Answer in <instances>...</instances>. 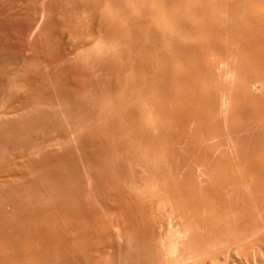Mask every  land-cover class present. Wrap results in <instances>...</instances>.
Wrapping results in <instances>:
<instances>
[{"label":"bare ground","instance_id":"6f19581e","mask_svg":"<svg viewBox=\"0 0 264 264\" xmlns=\"http://www.w3.org/2000/svg\"><path fill=\"white\" fill-rule=\"evenodd\" d=\"M77 1L80 2V0ZM96 1H93L94 5L92 6L93 2L91 0L89 8L86 7L89 13L84 10L81 12L82 16L80 14L81 18L76 16L77 19L74 18L75 15L79 16L77 7L76 11L70 9L69 6V9L66 8V13H69L68 10L75 12L74 15L71 11V14L66 16L67 20L72 14L73 17L71 18L74 21L81 19L77 21V25L75 24L79 26L77 29L73 25L76 22H73L72 19L73 24L70 23L71 25L65 26L66 24L63 23L65 27L57 20L61 25H59V29L61 30L63 27L66 29L67 27V30H64L68 31V35L75 40V43L77 41L79 44V41L84 42V40L89 42H85L84 45L79 44V47L82 46L84 50L82 48L79 51V49L76 50L78 46L75 47L77 52L84 51L82 53L85 54H79L75 66L69 65L68 58H65V54L61 51L64 47L61 40L57 41V38L52 40L51 38H54V36L49 35V39L52 41H47V45L44 42L46 46L43 53L45 55L41 51L40 54L38 52L42 46H38V49H36L37 45L34 46L35 49H32L34 48L32 47L33 57L29 56L31 59L23 68L24 72L20 74L21 76L19 75L20 77L13 83V86L10 85V88L16 86L20 89L19 91L22 90L23 93H28L29 96L27 98L17 96L13 92L15 88L7 90L5 95L8 100L7 103H4V106L6 107V104H8L7 108L13 110V114L14 108H23L30 114H27L28 119L25 117L22 127L20 124V126L16 123L14 125L15 120L10 121L13 125L4 121L5 125H9L8 127L1 122L4 128L0 130V137L2 138L0 139V143H2L0 189L6 193H11L10 191L14 188V185L19 187L33 181L30 184H32V192L36 196L44 198L45 195H50L55 200H59L58 202H63V204L59 203L61 206L53 207V202H51L53 206L46 204L47 210L44 214L30 215V221L27 220L30 225H27L29 226L27 232L32 234L29 242L14 237L16 235L14 226L15 234L10 236L13 237L12 241L0 240V264H77L78 258L75 254L82 257L83 259H81L85 264H89L84 259L87 260L89 254L94 256L97 253L94 252L93 255L92 251L94 250L90 251L87 249V245H83L90 242L89 244L92 245L90 246L93 247V243H100L98 245L101 246V243L105 240L109 242L107 231H109V224L112 226V223H108V218H106L107 220L104 218V214L111 211L107 208L109 206L113 207L112 210L115 213L113 217L117 215L114 220L116 218L120 219V229L130 237V241L129 239L128 241L132 243H128V245L133 250L136 246L140 249H143V246L144 249H149L155 257L156 264H159L162 255L168 256L169 264H177V262L180 264L179 260L181 259H179V256L189 253L192 250L190 248L195 249L194 254L197 253L196 249L198 250L196 255H199L205 248L204 253L202 251L200 255H206L209 248L212 249L218 244L220 249L216 248L217 246L215 250L214 248L213 250L209 249L213 252L211 254L208 250V253H210L208 256L213 255L215 262L216 260H225V262L221 261L222 264L233 262L232 259L235 257L234 255H238V251L249 253L253 248L254 251L255 248L264 249V130L257 126L259 123H264V0H105L106 3H102L106 5L103 10L107 6L113 9L112 13L109 12L108 7L104 10L105 13L107 11L110 13L107 16H105L106 14L102 15L103 5L97 2V5L101 4V7L97 6ZM70 2L72 3V0ZM114 8L116 9L114 10ZM84 12L87 13L85 16H83ZM86 15L89 16L86 18ZM58 16H61L58 19L63 17L60 13ZM83 17L86 19L82 20ZM78 28H82L83 31L82 29L78 31ZM58 31L54 32L57 34ZM60 34L59 37L63 38V33ZM87 35H89L90 40H86ZM70 41L72 44L74 43L72 40ZM41 54L45 58L47 57V61ZM81 56L86 58L80 59ZM75 60H71L73 65L76 62ZM78 60L86 61L81 64L78 63ZM85 62L95 67L93 72L102 69L107 70L109 74H115V79H112L115 81H111L112 83L104 81L106 83L99 89L97 85L101 83L100 78L108 75L107 73L106 75L102 74V76H99V80L96 78L94 87L89 79L96 72L92 73V70H89L91 74H88L86 69L91 67L84 65ZM151 62L152 64H150ZM79 64L81 65L79 66ZM82 65L83 67H81ZM36 66H39L38 69L44 68V71L42 70L44 73L38 74V69L35 73L36 69L34 67ZM233 77H236L237 79H234L240 83L235 80V84ZM97 81L100 83H97ZM242 81L243 83H241ZM238 84L239 87L236 86ZM53 88L59 89L60 93L65 88L71 90L69 92L75 96V98L72 97L77 101V108L74 107L77 111L74 114L75 116L72 115L73 110L66 109V103H63L64 96L58 94V92L57 94L54 93ZM255 88L258 89V92L254 91ZM66 91L69 94L68 89ZM2 92L4 91L2 90ZM3 98L2 101L0 100L2 103L6 101ZM20 98L21 101H18ZM12 99H17L16 101L19 103H14L16 101L13 102ZM9 100L12 101L8 102ZM72 101L70 100V102ZM228 102L232 103V107L227 106L225 109L226 104H229ZM34 106L35 108L38 106L39 110L37 109L38 111L34 112ZM68 107L72 106L68 105ZM0 109L5 110H0L1 112H6V108L1 106ZM9 109L7 111H10V114L12 112ZM68 110L72 113L69 114ZM1 112L0 115L3 114ZM226 117H229L228 119L234 122L232 124L236 125L233 127L234 130L231 127L233 132L229 130L232 133L230 135L236 134L233 135V139L235 140L237 137L236 140H239L237 145H241L242 148L240 150L236 147L235 152L241 151L239 153L241 155L239 156L237 152L235 155L238 156L235 159L232 158V155H229L231 158L228 162H224L228 159L227 157L223 158L224 155L226 156L223 152V157L222 154L219 156L225 160L221 162L222 158L217 161L212 157L213 155L219 158L215 156L216 153L218 154L216 149L214 148L215 153L212 152V155L208 149L209 144L220 146L218 144L219 139L217 140L221 134L219 127H223L221 121ZM228 119H226V122L229 121ZM8 120H11V118ZM78 128L79 131L83 130L82 133L87 132L84 133L86 134V137L84 136L85 140L84 137H82L83 139L78 138L81 135L77 131ZM225 129L228 131L227 127ZM226 130L225 135L229 132ZM223 132L221 135L224 136L225 132ZM18 133L22 134L23 139L28 143L27 146L25 145L26 147L20 148L18 144L19 147L14 145L15 143H10L16 140ZM76 133L80 134L77 135ZM19 137L21 139L20 135ZM56 140L62 142V145H59ZM71 140L72 142H79V145L75 144L77 142H70ZM81 140L83 141L82 146L80 145ZM222 140L220 141L221 146L225 147L222 143L225 139ZM21 141H19V144ZM52 141H55L61 147L69 142L67 144L69 146L65 145L66 147H64L62 153H60V149H57L60 154L45 151L49 148L46 149L48 143ZM65 141L67 142L65 143ZM92 145L95 148L93 153L89 151ZM59 146H54L55 150ZM213 146L210 147L213 148ZM86 147H90L87 149L89 151L87 153L90 154L85 151L84 154L83 150L81 151V148L85 150ZM16 149L18 150L17 154ZM218 150L220 151L219 148ZM30 154L36 155L32 156L35 159L38 157V160L33 161L34 158ZM103 160H105L104 164L106 166H113V170L119 178H117L119 181L115 178L116 185H114L115 182L113 183V178L109 179L110 181L113 179L111 185V182L103 177L105 181L110 182V184L104 183V185L107 184L105 187L109 189L107 199L112 200V202L110 200L105 201L110 202L111 205L103 202L107 206H103L105 213H103L102 208L101 210L94 209L91 213H88L89 210H86V208H82L85 216L79 215L80 210L78 211L77 207H79V201L81 202V200H76L80 196L75 195V193L79 195L84 193L83 199L85 200V195L91 192H88L84 186L88 178L92 174L94 176L101 175L100 172H94L96 174L92 173L87 178V174L93 169L95 170L96 167L104 170L106 166H100V162ZM119 161L122 164H124L122 162L124 161L128 165L119 164ZM122 166L126 167V170L128 166V170L133 169V171L142 168L144 170H141L145 171L147 177L141 175L144 178L142 180V177L139 176L141 172L139 174L138 171L131 173L128 170H125V172L132 175L128 176L127 173L124 175ZM110 168L112 169V167L107 169L112 172ZM40 173L42 177L45 175L46 179L44 180L50 179L51 182L45 185L42 184L43 180ZM125 176H128L130 180L128 181ZM37 177L41 178L42 182H39L40 179L39 181L33 180ZM85 178L87 180L83 183ZM91 178L89 179L91 180ZM94 178H92V181L95 182ZM101 178L97 179L98 183L103 180ZM92 181L91 183L94 184ZM95 184L92 185L93 190L97 187H95ZM101 184L100 188L106 190L103 188L104 185ZM122 184L126 185L127 190L125 187V189L123 188ZM27 187L29 188V186ZM57 187L64 188H59V191L62 190L63 192L62 195L58 193ZM74 188L77 191L73 192ZM23 189L21 190L26 191V189ZM104 190H102V193ZM97 191L95 190L94 194L90 193L93 199H96L94 195L100 197L101 193L99 191L97 193ZM4 193L2 194L4 195ZM20 196L23 197V195ZM86 198H89V195ZM73 199L76 204L70 202ZM228 199L231 200L232 206L230 201V204L226 203ZM23 200L25 199L23 198ZM98 200L99 198H97V202L95 201L96 208L100 206L97 205ZM6 202L9 204L8 201ZM87 202L88 205L92 204L89 199ZM224 202L226 206H231V210L228 209L229 207H225L228 211H232L234 208L233 210L240 212L237 215L235 213L236 218L238 217L237 221L234 216L231 217L232 219L230 218L231 221L229 218V220H226L227 224L235 221V227L237 228H233V230L228 226L227 231L221 232L217 217L225 218L224 212H228L224 209ZM74 205H76V208ZM83 205L85 206L84 203ZM83 205L80 208L84 207ZM17 206L19 207V203ZM100 207H102V203ZM14 208L16 209L15 205ZM74 209L77 210L78 217H75ZM41 210L43 209L41 208ZM85 210L92 217L94 224L91 222V218V221L89 219L84 220V217L86 218V215H88ZM198 214H203L206 217L203 218L205 220H202L203 223L200 222L201 226L197 225L200 224L197 221L200 220V217L195 216ZM228 215L230 216V214ZM194 216L196 217L194 218L195 221L190 219ZM203 216H201V219ZM87 218H89V215ZM110 219L112 218L109 216ZM188 219H190V222H188ZM114 220L113 224L116 223ZM191 220L198 223H191ZM216 220H218L217 223ZM49 221L50 224L52 221H59L64 226L57 222L61 229L56 228V226L50 227L48 226ZM227 224L225 225L227 226ZM220 225L223 226L224 224L221 223ZM111 226L109 227L112 229ZM160 226H163L162 229L164 230V227H166V233L171 234L172 237L164 233L167 236L163 235L165 238H161L160 235L165 231ZM25 227L23 226L24 231H26ZM11 228V233H13ZM159 228V231L162 230L161 234H159ZM229 229L233 231H229ZM207 234L208 236H206ZM187 235L190 238L188 237L186 240H192L189 243L190 245L188 244L189 247L180 242L182 236L187 238ZM24 236L26 237V235ZM182 239L185 240V238ZM219 239L224 241H218V244H216L215 242ZM105 245L109 246L106 242ZM207 245H210V247H207ZM90 246L88 245V248ZM100 246H98V251L101 249ZM102 246L104 245L102 244ZM184 246H187L190 250L188 249L185 252ZM47 247L50 248L51 252L47 250ZM31 248H38L39 253L35 251L37 253L35 256H24L23 253L27 250L26 254H28V249L31 251ZM43 248H46L47 253L51 254L47 256L45 254L46 250L44 251ZM133 250L131 249V251ZM150 251L149 256L152 255ZM146 252L147 250L144 254ZM236 252L237 254H235ZM103 253L102 255H104ZM248 253L245 255L247 256ZM140 254L141 257L144 256L143 252H140ZM190 254L193 255V253ZM102 255L100 256L102 257ZM101 257L99 258L101 259ZM104 257H102V260ZM205 257L202 258V260L204 259L203 262L206 260ZM73 258L76 262H73ZM90 259V263L95 260V258ZM96 260H99L98 257ZM100 261L98 264H100ZM143 261L145 260L143 259ZM143 261L139 260V263ZM94 262L96 263V261ZM213 262L212 264H214ZM142 264H148V261ZM209 264L211 263L209 262Z\"/></svg>","mask_w":264,"mask_h":264},{"label":"rangeland","instance_id":"374dc122","mask_svg":"<svg viewBox=\"0 0 264 264\" xmlns=\"http://www.w3.org/2000/svg\"><path fill=\"white\" fill-rule=\"evenodd\" d=\"M66 1V2H65ZM71 1V0H70ZM69 0H0V84H1V86H0V88H1V90H0V92H1V96H2V98H3V96H4V98H5V100L6 101H3V103L2 102H0V108H1V106L2 107H4V108H6V112L5 113H7V114H5L4 112H1V111H3V110H1L0 112L1 113H3V114H5V115H3V114H1L0 115V128H1V125H2V128L0 129V130H2L4 127H3V124L2 123H4V121H6V123L7 124H9V122L10 121H14L15 120V122H13V124L15 125V123H16V125H21V127H22V124L25 122V117H27V119H28V115L27 114H30V113H28L25 109H23V108H14V114H13V110H11V109H9V108H7L8 107V104H6V107L4 106V103L6 102L7 103V98L5 97V95L7 94V90H13L14 88L16 89H14L13 90V92H14V94H16L17 96H19V97H22V98H27L28 96H29V94L28 93H23V91H22V93H21V91H19L20 89H18V88H16V86L14 87V88H10V85H12L13 86V83L18 79V77H20L21 75V73H23L24 72V69L23 68H25L26 66V63L28 62V60H30L31 58L30 57H33V50H31V48L32 47H34L35 45H37L36 46V49H38V46L40 47V46H42V47H40V50H38V52H39V54H40V51L43 53V50H44V47L47 45L46 43H47V41H49L50 39H49V35H51L52 37L54 36V38H51L52 40L53 39H56L57 41H59V40H61V42H62V46H64L63 47V49H61V51L63 52V54H65L64 56H65V58H68V60H67V62L69 61V65H72V67L73 66H75V64L77 63V59H79L78 58V56H80L81 54L80 53H82V52H84V51H82V52H79V51H81L82 50V46L81 47H79V44L81 45V44H83L84 45V43L86 42V43H89L88 41H85L84 40V42H80L79 41V44H78V42L76 41V43L74 42L75 40H73V39H71V37L68 35V31H65V30H67V27H66V29L64 28L65 26H67V25H69L70 23L71 24H73V22H76V23H74L73 25H77V21H79V20H81L80 18H81V16H82V14H81V12H83L84 10H86L87 8H89V5H91V0H80V2H78L77 0H72V3L70 2ZM86 1V2H85ZM95 2V0H92V2ZM100 0H97L96 1V5H97V2L98 3H103V2H105L106 3V1L105 0H101L100 2H99ZM26 2H27V4H26ZM33 2V3H32ZM68 2V3H67ZM84 2H85V4H84ZM94 2L92 3V6L94 5ZM77 3V4H76ZM57 4V5H56ZM84 4V5H83ZM100 4V5H101ZM7 5V6H6ZM78 5V6H77ZM99 5V4H98ZM97 5V6H98ZM99 5V6H100ZM103 6H102V10H103V8H104V6H106L105 4H102ZM52 6V7H51ZM68 6H69V8L71 9H74V11H76V7H77V14L79 13V16L78 15H75V12L73 13V11L71 12L70 10H68L67 12H69V13H66V11L65 10H67L66 8H68ZM51 7V8H50ZM54 7V8H53ZM63 7V8H62ZM87 7V8H86ZM101 7V6H100ZM108 7V10H110L109 12H111L112 13V10L113 9H111L112 7H109V6H107ZM106 7V8H107ZM114 7V6H113ZM65 8V9H64ZM68 8V9H69ZM105 8V9H106ZM43 9V11H41ZM50 9V10H49ZM54 9V10H53ZM56 9V10H55ZM62 9V10H61ZM64 9V10H63ZM104 9V10H105ZM116 8H114V10H115ZM39 10V11H38ZM52 10V12H50ZM104 10H103V12H104ZM62 11V12H61ZM65 11V12H64ZM63 16V12L65 13L64 14V16L61 18L62 19V21H60L61 19L59 18L58 19V17H61V16H58V14L59 13ZM73 13L74 15H75V17L74 18H76V16H77V18L78 17H80L79 18V20H73L71 17H73V14H72V16L70 15V18L67 20L66 19V16H69L68 14H71V13ZM86 12H88V10H86ZM102 12V15H104V14H106L105 16H107V15H110V13L107 11V13H103ZM115 12V11H114ZM47 14V16H46V14ZM58 13V14H57ZM89 13V12H88ZM33 14V15H32ZM45 14V15H44ZM48 14H49V16H48ZM57 14V15H56ZM80 14H81V16H80ZM85 14H87V13H85L84 12V15L83 16H85ZM52 16V17H51ZM56 16V17H55ZM89 15H86V18L88 17ZM34 17V18H33ZM54 17V18H53ZM64 17H65V19H64ZM32 18V19H31ZM46 18V19H45ZM76 18V19H77ZM85 18V19H86ZM45 19V20H44ZM66 20L67 22H65L64 20ZM71 19H72V21H71ZM84 19V17L82 18V20H85ZM31 21L30 23L28 22V21ZM62 24V26H64L65 24V26L63 27V29H59V23H58V21ZM27 21V22H26ZM48 22V23H47ZM57 22V23H56ZM63 23H64V25H63ZM30 25V26H28V25ZM58 24V25H57ZM70 24V25H71ZM43 25H46V26H43ZM54 27H53V26ZM75 25V26H76ZM24 26H25V28H24ZM26 26H28L27 28H26ZM50 26V27H49ZM52 26V27H51ZM61 26V25H60ZM32 27V28H31ZM77 27H79V26H76L75 28L77 29ZM43 28V29H42ZM60 28H62V27H60ZM54 29V30H53ZM65 29V30H64ZM79 29V28H78ZM80 29H82V28H80ZM80 29L78 30V31H80ZM45 30V31H44ZM47 30V31H46ZM57 30H59L58 31V35L54 32V31H56L57 32ZM65 31V32H63V31ZM82 31H83V29H82ZM62 32L63 34H62V37L63 38H60L61 37V34L60 33ZM67 32V33H66ZM43 33H44V35H43ZM49 33V34H48ZM51 33V34H50ZM53 33V34H52ZM54 33H55V35H54ZM22 34V35H21ZM24 34V35H23ZM46 34H48L47 36H46ZM59 34H60V37H59ZM37 36V37H36ZM65 36V37H64ZM46 37V38H45ZM47 37H48V40H47ZM87 37H88V39H87ZM37 38V39H36ZM60 38V39H59ZM86 40H90L89 39V35H87L86 37ZM45 39H46V41H45ZM39 40H40V43H41V45H40V43H39ZM43 40V41H42ZM52 40H50V42L52 41ZM70 40H72L74 43V45L72 44V42L70 41ZM91 40H92V38H91ZM21 42V43H20ZM35 42V43H34ZM44 42H45V44L46 45H44ZM9 43H10V45H9ZM13 44V45H12ZM39 44V45H38ZM72 44V45H71ZM77 44V45H76ZM24 46V47H23ZM73 46H74V49L72 50V48H73ZM76 46H78V47H76ZM14 47V48H13ZM77 49H76V48ZM20 48H21V50H20ZM71 48V49H70ZM81 48V49H80ZM32 49H35V47L34 48H32ZM42 49V50H41ZM78 50L79 49V53L76 51V50ZM13 50V51H12ZM64 50V51H63ZM75 50V51H74ZM83 50H84V48H83ZM5 51V52H4ZM70 51H71V53H70ZM65 52V53H64ZM68 53H70L69 55H68ZM44 54V53H43ZM43 54H41V56L45 59V61H47V57L45 58L44 57V55ZM80 54V55H79ZM76 55H77V57H76ZM82 55H85V54H83L82 53ZM2 56V57H1ZM30 56V57H29ZM67 56V57H66ZM69 56V57H68ZM10 58V59H9ZM81 58H86L85 56L84 57H80V59ZM76 59V60H75ZM71 60H75L76 62H74V65H73V61L71 62ZM83 60V59H82ZM81 60H78V63H83L84 61H86V60H84V61H81ZM150 62V61H149ZM72 63V64H71ZM86 63V64H85ZM84 63V65H87V66H90L91 68H93V69H91V68H88L87 67V71L84 69V68H82L83 70H85L88 74L90 73V71L89 70H92L91 72L92 73H95V72H93L95 69V67H92L88 62H85ZM81 64H79V66L81 65ZM150 64H152V62L150 63ZM78 65V64H77ZM76 65V66H77ZM11 66H12V68H11ZM7 67V68H6ZM39 67V66H38ZM38 67L36 66V67H34V69H36V71H34L35 73H37V69H38ZM41 67V66H40ZM81 67H83V65L81 66ZM4 68V69H3ZM19 68V69H18ZM43 68V67H42ZM23 69V70H22ZM42 70L44 71V68L43 69H41V68H39L38 69V71H39V73L38 74H41V72H42ZM97 70V69H96ZM101 70V71H100ZM99 71H97L95 74H92L93 75V77L92 76H90V75H88L89 77H92L91 79H89L90 80V83L95 87V85L96 84H94V83H96L95 81H96V78H98L97 80H99V76H102V74H104V75H106V73H107V70H102V69H100ZM42 73H44V72H42ZM101 73V74H100ZM91 74V73H90ZM98 75V74H100V75H98L97 77L95 76V75ZM108 75H106L105 77L103 76L102 78H100L101 80V83L102 82H104V81H106L107 83H110L111 81H115V80H112V79H115V74H112V73H107ZM20 75V76H19ZM104 78V79H103ZM234 78H236V77H233L232 79H234ZM3 79H5V80H3ZM231 79V80H232ZM237 79V78H236ZM236 79H234V83L236 84V81H238V80H236ZM10 80V81H9ZM103 80V81H102ZM236 80V81H235ZM240 80V79H239ZM243 80V79H242ZM233 81V80H232ZM232 81H231V83H232ZM241 81V80H240ZM2 82H4V83H2ZM106 82H104V83H100V82H98L97 81V83H100V85L98 84L97 86H98V88L100 89L101 87H103L104 86V84L106 83ZM112 83V82H111ZM234 83H232L233 84V86H235L234 85ZM237 83H240L239 81L237 82ZM241 83H243V81L241 82ZM5 84V85H4ZM4 85V86H3ZM241 85V84H240ZM2 86H3V88H2ZM5 86H7V87H5ZM236 86H238L239 87V84L238 85H236ZM68 87V86H67ZM234 88H237V87H234ZM68 89V92L70 91L71 92V90H69V88H65V90L63 91V90H61V93L59 92L60 90L59 89H57V88H53V90L55 91H53L54 93H56L57 94V92H58V94L60 93V94H62V96H64L63 98L65 99V100H63L64 102V104L67 106V108L66 109H69L70 111L71 110H73L71 113H72V115L73 116H75L74 114L77 112L76 111V108H77V101H76V99H73V97L75 98V96L74 95H72V93H70L69 92V94L67 93V90ZM2 90L4 91V92H2ZM63 91V92H62ZM66 91V92H65ZM254 91L255 92H258V89L257 88H255L254 89ZM22 94H23V96H22ZM0 96V97H1ZM8 96V95H7ZM73 96V97H72ZM66 97V98H65ZM70 98V97H72V98H70V99H68V98ZM2 98L0 99L1 101H2ZM4 98H3V100H4ZM13 100V102L14 101H16L17 99H12ZM12 100H9L8 102H11ZM70 100L72 101V102H70ZM18 101H21V98L18 100ZM18 101H16V102H14V103H17ZM69 101V102H68ZM62 102V101H61ZM61 102H59V103H61ZM67 102H68V105H70V106H72V107H68V105H67ZM19 103V102H18ZM69 103H71V104H69ZM229 103V102H228ZM232 105V103H229L228 105L226 104V106H225V109H226V107L227 106H231ZM74 107H76V108H74ZM232 107V106H231ZM7 109H9V110H11V112L12 113H10L9 114V112L10 111H7ZM39 110V107L38 106H36V108H35V106L33 107V110H34V112L36 111V110ZM228 109V108H227ZM229 109H230V107H229ZM37 110V111H38ZM68 110V111H69ZM5 111V110H4ZM70 111H69V114H71L70 113ZM7 115V116H6ZM11 115H13V116H11ZM29 116H31V115H29ZM9 118H11V120H8ZM30 118V117H29ZM229 118V117H228ZM227 117H226V119H228ZM7 119V120H6ZM13 119V120H12ZM26 119V120H27ZM226 119H223V121H225V122H223V121H221V125H223V127L222 126H220L219 127V129H220V133L222 134V132L224 131L225 132V128L227 127L228 128V131L230 130V131H232L233 132V130L235 129V128H233V127H235L232 123H234V122H231L229 119V121L228 122H226L227 120ZM3 120V121H2ZM2 122V123H1ZM223 122V123H222ZM18 123V124H17ZM226 123H227V125H226ZM5 125V123H4V126H9V125ZM11 122H10V125H13ZM19 125V126H20ZM231 125V126H230ZM260 125V126H259ZM259 125H257L258 126V128L260 127L262 130H264L263 129V125H264V123H259ZM25 126V125H24ZM23 126V127H24ZM224 126H226L225 128H224ZM230 126V127H229ZM6 127V128H7ZM233 128V130H232V128ZM81 128V127H80ZM84 128V127H83ZM88 128V127H87ZM260 129V130H261ZM86 130V128L84 129V131ZM77 131H79V128H78V130ZM81 131H83V130H81ZM81 131H79L80 133H81V135H79L78 133H76L77 135H79V137L78 138H81V139H83L82 137H86V134H84V133H87V132H84V133H82ZM227 131V130H226ZM227 131V132H228ZM228 132L227 133V135H225L226 134V132L224 133V136L223 135H219V137H222V138H224L223 140H224V142H222L223 144H224V146L226 147V150H225V147H223V146H221V140L222 139H220L219 137L217 138V140L219 139V145L220 146H218V145H214L213 146V144H209L210 146H213V148L212 147H210L209 146V152H211V155H212V152L213 153H215V150H214V148L216 149V152H218V154L216 153V155L215 156H218L219 158H217V157H214L213 155H212V157L216 160L217 159V161H218V159H220V158H222L223 157V155L224 154H226V156L224 155V157L223 158H225V157H227V159L228 160H225V159H223L222 158V160H221V162L222 161H224V162H228L229 161V159L231 158V157H229V155H232V158L234 157V159H235V157H237L238 155L240 156L241 154H239V153H241V151L240 152H238V155H235V154H237V152H235L236 150H237V148L236 147H238L240 150H241V148L242 147H240V146H238L237 145V141L239 142V140H236V138H235V140L233 139V135L235 136L236 134H233V135H230V133L231 132ZM2 132V131H1ZM232 134V133H231ZM1 135V134H0ZM19 135L21 136V139H20V137H19ZM230 137H232V138H230ZM81 136V137H80ZM228 136V137H227ZM85 137H84V140H85ZM0 139H2L1 137H0ZM16 140H14L13 142H10V143H15L14 145H19L20 146V148L21 147H24L25 145L27 146L28 145V143L26 142V140L25 139H23V136H22V134H20V133H18V136L15 138ZM20 139V140H19ZM23 139V140H22ZM229 141H228V140ZM232 139V140H231ZM22 140V141H21ZM222 140V141H223ZM19 141H21L20 142V144H19ZM57 141V140H56ZM79 141H80V139H79ZM82 141V140H81ZM228 141V142H227ZM0 142H1V140H0ZM6 142V141H5ZM53 142V143H52ZM51 143H48V146H47V144L44 146V150H45V147H46V149L47 150H45V151H48V152H51V151H53L54 153H59L60 151L58 150V152H57V149H60L61 150V152L60 153H62V151L64 150V147H66L65 145H67V144H64L63 146L64 147H61V146H59V145H62L61 143L62 142H60L59 140L57 141V143L59 144H56V142L55 141H52ZM64 142V141H63ZM67 141H65V143H66ZM70 142H72V140L70 141ZM74 142H77V141H74ZM74 142H72V143H74ZM218 142V141H217ZM27 143V144H26ZM55 143V144H54ZM72 143H71V145H72ZM83 141L80 143V145L82 146L83 144ZM240 143H242V141H240ZM75 144H78L79 145V142H77V143H75ZM226 144V145H225ZM17 145V146H18ZM59 146V148L57 147L56 148V150H55V148H54V146ZM90 145V144H89ZM18 146V147H19ZM25 146V147H26ZM69 145H67V147H68ZM86 146H88V145H86ZM0 153H2V143H0ZM61 147V148H60ZM92 147H93V145H92ZM91 147V148H92ZM54 148V149H53ZM90 147H86L85 148V150L83 149V148H81V151L83 150V152L85 151L86 153L87 152H89V151H92V153H93V151H95V148L92 150L91 148L89 149ZM218 148L220 149V151L218 150ZM66 149V148H65ZM87 149H89V151H87ZM238 149V150H239ZM17 149H16V154H17ZM85 152H84V154H85ZM223 152H225L224 154H223ZM227 152H228V154H227ZM59 153V154H60ZM234 153V154H233ZM19 154V153H18ZM87 154H90V153H87ZM222 154V155H221ZM33 155V154H32ZM31 154H30V156L31 157H33V156H36V155H33L32 156ZM219 155H221V156H219ZM233 155H235V156H233ZM0 156H1V154H0ZM33 158H34V160H33ZM32 159H30L31 161L33 160V161H37L38 160V157H37V159H35V157H33ZM104 161V162H103ZM103 161H101L100 163L102 164H100V166H102V167H105L106 165L104 164L105 163V160H103ZM233 161V160H232ZM124 164H122L120 161H119V164L121 163L122 165H124L125 166V164L126 165H128L126 162H124V161H122ZM103 164H104V166H103ZM107 164V163H106ZM108 165V164H107ZM124 166H122V168L124 169L123 170V172L125 173L124 175H126V173L127 172H125V170H126V167H124ZM109 167H112V172L110 171V170H108L109 169ZM109 167L108 166H106L105 168H104V170H102L103 168H100L99 167V169L96 167L95 168V170L93 169L90 173H88L87 175V178L89 177V175L90 174H92V173H94V172H100L101 173V175L98 177L97 175H90V177L89 178H91L92 176V178H94V177H96V178H94L96 181V184H95V182L94 181H92V178H91V180L88 178V180H87V178H85L84 179V182L83 183H85L86 182V180H87V182L85 183V188H87V190H88V192L89 191H91V192H89V193H87V195H85V200L83 199V196H84V193H83V195H79V194H76L75 193V195H77V196H80V197H82L81 199H78V198H80V197H78L76 200L78 201V200H81V202L79 201V207H77V209H78V211H79V215H82V216H85L84 215V212L82 211L83 209H85L86 208V210H89V211H87L88 213H91L94 209H99V210H101V208L103 209L106 205H104L105 203L107 204H109L110 202H112V200H110V202H107V201H105V200H108L107 199V197L109 196V189L107 188L106 189V187H105V185H107V184H110V182H111V185H112V180L114 179V181H113V183L115 182V178H116V180H117V175L115 174V172H114V170H113V166H110L109 165ZM121 167V166H120ZM108 168V169H107ZM127 168L129 169V167L127 166ZM107 169V171L109 172H105V170ZM127 169V170H128ZM131 169V168H130ZM142 169V168H141ZM140 168H138V169H136V170H134V171H138V174H139V172H141V174L139 175V176H145V178L147 177L146 176V174H145V171H142V170H144V169H142L141 170ZM126 170V171H127ZM141 170V171H140ZM128 171H130L131 173H134V171H133V169L132 170H128ZM133 171V172H132ZM108 173V174H107ZM143 173V174H142ZM94 174H96V173H94ZM109 174H111V175H109ZM136 174V173H135ZM42 174L40 173V176H41ZM127 175L128 176H131L132 174H129V173H127ZM134 175V174H133ZM39 176V177H40ZM44 177H42L41 176V178H42V180H43V182L45 181V183H43L42 181H41V178H35V179H33L34 181L36 180H38L39 181V179H40V181L39 182H42V184H48V183H50L51 181H50V179H47V180H49L48 182H46L47 180H44V179H46V177H45V175H43ZM109 176H111V177H109ZM126 177L127 178V180L129 181L130 179H129V177ZM135 176V175H134ZM134 176H132L133 178H134ZM138 175H137V177L138 178H140ZM141 176V177H142ZM86 177V176H85ZM98 177V178H97ZM102 177V178H101ZM103 177H105V179H107L108 181H110L109 179H111V178H113L109 183H108V181L106 180L105 181V179L103 178ZM132 177H130V178H132ZM142 177V180H144V178ZM101 178V180L103 181H101L102 182V184L104 185V183H107V184H105L104 186H103V188H105L106 190H104V189H101L100 188V184H101V182H97V179H100ZM126 178H124V179H126ZM93 179V180H94ZM119 179V178H118ZM91 181L95 184V190L97 191H99L100 189V191H99V193H101L99 196L100 197H98V195H97V197H96V195H94V198H96V199H93L92 198V194H94V192H95V190H93V186L92 185H94V184H92L91 183ZM99 181V180H98ZM117 181H119V180H117ZM127 181V182H128ZM33 181H31V182H28L27 184H23V185H21V186H19L21 189H23L24 187V189L23 190H25L26 189V191H22L17 185H14L13 187L14 188H12V190L10 191L11 193H6L5 191H3L2 189H0V230H1V236H0V240L2 239V240H6V241H12L11 239H13V237H10V236H12L13 234H15V232H14V230H13V227H14V229L16 230V235H14V237H19L21 240H23V241H25V242H29L30 241V238H31V236L30 235H32V234H29L27 231L29 230V223H27V222H29L30 221V218H31V216L30 215H35V214H39V215H42V214H44L45 212H46V210H47V208H46V206L47 205H51V206H53V207H59V206H61L60 204H63V202H58L57 201V199L55 200L54 198H53V196H48V195H45V197L44 198H42V197H40L39 198V196H36L35 195V193L34 192H32V184H30V183H32ZM120 183V182H119ZM92 184V185H91ZM101 184V185H102ZM117 183L115 182L114 183V185H116ZM121 184V183H120ZM114 185H113V187H114ZM119 185V184H118ZM117 185V186H118ZM123 185V184H122ZM121 185V186H122ZM27 186H29V188L27 187ZM16 187V188H15ZM92 187V188H91ZM102 187V186H101ZM108 187V186H107ZM116 187V186H115ZM126 188V190H127V187H126V185H123V188ZM29 190H28V189ZM60 189H64L63 187H59ZM59 188L57 187V189H58V193L60 194V195H62L63 194V192H62V190H61V192L59 191ZM85 188H84V190H85ZM99 188V189H98ZM119 188V187H118ZM124 188V189H125ZM19 189V190H18ZM75 190H73V192L74 191H77V189L76 188H74ZM31 190V191H30ZM92 190L94 191L93 193H92ZM102 190H104L103 191V193H102ZM18 193H17V192ZM28 191V192H27ZM64 191V190H63ZM98 191H97V193H98ZM5 192V193H4ZM21 192V193H20ZM28 193V194H25V193ZM65 192V191H64ZM2 193H4V195L2 194ZM23 193V194H22ZM34 193V194H33ZM86 193V192H85ZM90 193H92V194H90ZM96 193V194H97ZM6 194V195H5ZM30 194H31V196H30ZM82 194V193H81ZM20 195H23V197H21ZM75 195H74V197H75ZM88 195H89V198H86V197H88ZM6 196H8V197H10L9 199H7L6 198ZM28 196V197H27ZM29 196H30V198H29ZM26 197V198H25ZM33 197V198H32ZM35 197V198H34ZM48 197V198H47ZM51 197V199H49ZM17 200H16V199ZM19 198V199H18ZM23 198L25 199V200H23ZM38 198V199H37ZM46 198V199H45ZM52 198H53V200H52ZM91 198H92V200H91ZM97 198H99V200H98V203H97V205H100L101 206V203H102V207H100V206H98V208H96L97 206H96V204H95V201L97 202ZM110 198V197H109ZM2 199V200H1ZM4 199V200H3ZM7 199V200H6ZM11 199H15V200H11ZM26 199H28V200H26ZM48 199V201H46ZM83 199V200H82ZM89 199L90 201H92V204H90V205H88V202H87V200ZM10 200V201H9ZM21 201V203H22V205H20L21 203H20V201ZM40 200V201H39ZM43 200H45V201H43ZM52 200V201H51ZM108 200V201H109ZM6 201H8L9 202V204L6 202ZM25 201H27V202H25ZM32 201V202H31ZM34 201V202H33ZM50 201V202H49ZM55 201H57V202H55ZM82 201H85V202H83L84 204H85V206L83 205V203H82ZM229 201H230V203H229ZM2 202H4V203H2ZM13 202V203H12ZM24 202V203H23ZM41 202V203H40ZM51 202H53V205H52V203ZM54 202H55V204H54ZM70 202H74L75 204H76V201H74V199L73 200H71ZM103 202H104V204H103ZM19 203V207L17 206V204ZM26 203H27V205H26ZM40 205H39V204ZM51 203V204H50ZM60 203V204H59ZM74 203H72V204H74ZM87 203V204H86ZM91 203V202H90ZM226 203H229L231 206H232V202H231V200L230 199H228V201L226 200ZM226 203L224 202V209L225 210H227L228 211V209H230L231 208V206L230 205H227L226 206ZM3 204V205H2ZM7 204V205H6ZM25 206H24V205ZM42 204H43V206H42ZM45 204V205H44ZM47 204V205H46ZM57 204H59L58 206H57ZM11 205V206H10ZM14 205H15V207H16V209L14 208ZM29 205H31V206H29ZM81 205H83L84 207H81L80 208V206ZM86 205H88L87 207H86ZM92 205V206H91ZM109 205H111V203L109 204ZM108 205V206H109ZM113 205V204H112ZM24 206V207H23ZM27 206H28V208H27ZM75 206V208H76V205H74ZM104 206V207H103ZM2 207V208H1ZM11 207H13L12 209H11ZM26 207V208H25ZM30 207V208H29ZM34 207V208H33ZM45 207V208H44ZM107 207V206H106ZM225 207H229L228 209H226ZM6 208V209H5ZM10 208V209H9ZM39 208V209H38ZM41 208L43 209V210H45L44 212H43V210H41ZM74 208V207H73ZM83 208V209H82ZM108 208V210H110L111 209V211H109L107 214L110 216V218H112V219H110L109 220V216L107 215V214H104L105 216H104V218L106 219V218H108V220L107 221H109L108 223H112V226H111V224H109V226H111L112 227V229L108 226V228H109V231H107V237L108 238H110V239H108L107 238V240L110 242H107L106 240H105V242H106V244L108 243V245L109 246H107V245H105V242H103V243H101V246H102V244L104 245V246H100V245H98V244H100V243H98V244H96V243H93V247H91L92 245L91 244H86L85 242H81V243H85L83 246H85V245H87L86 247H87V249H89L90 251L91 250H94V251H92V254L94 255L95 253H97V254H95L94 256H91L90 254H89V258H87V260L86 259H84L85 260V262L87 263V261L89 262V264H98V262L100 261V264H104V262H105V264H135V262H136V264L138 263V264H142V263H147V261H148V264L149 263H151L152 264V262H153V264H156L155 263V257H153V254L151 253V251L149 250V249H144L145 247L143 246L142 248L143 249H140L138 246H136V247H134V250L136 251H134L133 250V248L130 246V245H128V243L130 244V243H132V242H129L130 241V237L127 235V234H125L121 229H120V227H119V222H120V219H115L114 220V218L117 216H114L113 217V215L115 214L114 213V211L112 210L113 209V207H111V206H109V207H107ZM3 209V210H2ZM9 209V210H8ZM15 211H14V210ZM20 209V210H19ZM25 209H26V211H25ZM27 209H28V211H27ZM38 209V210H37ZM106 209V208H105ZM234 209V208H233ZM232 209V211H228V212H224V216H225V218L223 217H217L218 218V220H219V228H221L220 229V231L221 232H224L226 229H228L229 227L228 226H230V228H237V227H235L236 226V222L234 221V222H231L230 224L232 225V224H234V225H232V227H231V225L230 224H227L226 222V220L229 218H231L232 216H234V218H236V216H235V213H236V215H237V213L238 212H240V211H237V210H233ZM86 210H85V213H87L86 212ZM104 210V209H103ZM3 211V212H2ZM6 211V212H5ZM33 211H34V213H33ZM36 211V212H35ZM39 213H38V212ZM76 211V212H75ZM107 211V210H106ZM235 211V212H234ZM237 211V212H236ZM11 214H10V213ZM31 212H32V214H31ZM82 212H83V214H82ZM232 212V213H231ZM25 213V214H24ZM81 213V214H80ZM87 213V214H88ZM102 213V212H101ZM103 213H105V210L103 211ZM103 213H102V215H103ZM234 213V214H233ZM77 214V210L76 209H74V215H75V217L77 216H79ZM112 216H111V215ZM228 214H230V216L228 215ZM6 215V216H5ZM13 215V216H12ZM89 215V218H87V216ZM88 215H86V218L84 217V220L86 219H89L90 220V218H91V220H92V217H90V214H88ZM199 215V214H198ZM198 215H195L196 217H200V220L198 219L197 221L200 223H203L202 222V220L203 221H205L203 218H206L205 216H203V214H200L199 216ZM239 215H241V214H239ZM238 215V216H239ZM242 215H243V212H242ZM108 216V217H107ZM193 217V218H191L190 217V219H194V218H196V217ZM201 216H203L202 217V219H201ZM228 216V217H227ZM6 217H10V218H6ZM28 217V218H27ZM30 217V218H29ZM248 217V216H247ZM220 218V219H219ZM233 218V217H232ZM231 218V219H232ZM238 218V217H237ZM237 218L235 219L236 221H237ZM250 218V217H249ZM13 219V220H12ZM190 219H188L189 221L188 222H190ZM223 219V220H222ZM228 219V220H229ZM231 219H230V221H231ZM1 220H2V222H1ZM23 220V221H22ZM27 220H29V221H27ZM85 220V221H86ZM88 220V221H89ZM90 220V221H91ZM113 220L114 221H116V223H114L113 224ZM196 219H194V221H195ZM218 220H216V223H217V221ZM8 221V222H7ZM89 221V222H90ZM193 220H191V223L193 222L194 224H197L196 222H194ZM221 221V222H220ZM233 221V220H232ZM16 222H17V224H16ZM25 222H26V224H25ZM56 222V221H55ZM55 222H51V224H50V221L48 222L49 224H48V226H50V227H53V226H56V228H60V225L61 226H64V224L62 225V223L61 222H59V221H57L60 225H58L57 224V222H56V224H55ZM92 223H93V220L91 221ZM90 222V223H91ZM4 223V224H3ZM14 223V224H13ZM23 223H24V225H23ZM92 223H91V225H92ZM197 224V225H199V226H201L202 224ZM227 224V226L225 225H223V226H221L220 224ZM1 224H2V226H1ZM6 224V225H5ZM94 224V223H93ZM18 225V226H17ZM27 225H29V226H27ZM6 226V227H5ZM23 226L25 227V230L26 231H24V229H23ZM58 226V227H57ZM12 227V228H11ZM161 227V226H160ZM163 227V226H162ZM162 227H161V229H162ZM10 228L13 230V233H11L12 231L10 230ZM63 228V227H62ZM165 228V230L164 229H162V230H164L165 232H163L162 233V235H160V236H162L161 238H163L166 234H168L169 235V233H166L167 231H166V227H164ZM5 229V231H3ZM61 229V228H60ZM232 229H229V231H233ZM112 230V231H111ZM160 230V228L158 229V231ZM161 230V231H162ZM200 230V229H199ZM241 231H243L242 229H240ZM23 231V232H22ZM161 231H159V234H161ZM227 231V230H226ZM122 232H123V235H122ZM200 232V231H199ZM5 233H7V234H5ZM10 233V234H9ZM108 233H109V235H108ZM164 233H166L165 235H164ZM125 234V235H124ZM2 235H3V237H2ZM5 235V236H4ZM24 235H26V237L24 236ZM164 235V236H163ZM189 235V234H188ZM187 235V238H186V236L185 237H183L182 236V238H185V240L184 239H180V242H181V244H183V243H185L187 246H188V244L189 243H191V241L192 240H186V239H188V236ZM193 235V233L191 234V236ZM205 235V234H204ZM9 236V237H8ZM125 236V237H124ZM167 236V235H166ZM206 236H208V234L206 235ZM169 237H172L171 236V234L169 235ZM176 237V236H175ZM196 237V236H195ZM9 238H10V240H9ZM165 238V237H164ZM190 238V237H189ZM192 238V237H191ZM128 239H129V241H128ZM222 239V238H221ZM123 240V241H122ZM126 240V241H125ZM188 241V242H187ZM218 241L219 242H222V241H224V240H222V241H220V239L219 240H217V242H215L216 244H218ZM80 243V242H79ZM185 244H183V245H185ZM221 244V243H220ZM88 245L90 246L89 248H88ZM132 245V244H131ZM135 245V244H134ZM190 245V244H189ZM94 246H96L97 248L95 249V247ZM98 246H100V248L102 249V251L104 252H102L104 255H102V253H101V249H100V251H98L99 250V247ZM106 246V247H105ZM185 247L184 246V248H185V252H187L188 251V247ZM212 246V245H211ZM217 246V247H216ZM215 247L216 248H218V249H220L219 248V244L218 245H216ZM222 246V245H221ZM207 247H210V245H207ZM207 247H206V250H207ZM213 247V246H212ZM215 247H213L214 248V250L216 249ZM90 248H92V249H90ZM137 248H138V251H137ZM213 248L212 249H210V250H213ZM34 249V250H33ZM44 249V251L46 250V248H43ZM50 248L49 247H47V250L48 251H50L51 252V250H49ZM104 249V250H103ZM105 249H108V250H105ZM131 249L133 250V251H131ZM140 249V250H139ZM190 249H192V250H190ZM189 250V253L187 252L186 254H184V256H179V259H181V260H179L180 262V264H209V262L212 264V262L214 261L213 259V255L212 256H208V255H210V253H208L209 251L207 250L206 252H207V256L206 255H200V253H202V251H203V253H204V251H205V248L199 253V255H196L197 253H198V250L196 249V251H197V253H195L194 254V250L195 249H193V248H190ZM252 249V248H251ZM251 249H249V250H251ZM260 249V248H259ZM258 248H255V251L256 250H258V251H254V248L251 250V251H249V253L248 252H246V253H248V254H250V255H248L247 254V256L245 255L246 253H241L240 251H238V255L236 256V255H234L235 257H233V259H232V261L233 262H229L228 264H264V249H262L261 248V250H259ZM45 251V254H47V256L48 255H50L49 253H47L48 251ZM147 250V252H148V255H147V252L144 254V252ZM30 250L28 249V254H26L27 253V250L23 253V255L24 256H35L37 253H39V249L38 248H31V251L29 252ZM34 251V253H32ZM37 253H36V252ZM88 251V250H87ZM90 251H88V253H90ZM149 251H150V254H152V255H150L149 256ZM195 251V252H196ZM200 251V250H199ZM261 251V252H260ZM95 252V253H94ZM98 252H100V253H98ZM135 252V253H134ZM137 252H138V254H137ZM140 252L142 253L143 252V257H141L142 255L140 254ZM211 252V254H212V252L213 251H210ZM254 252V253H253ZM260 252V253H259ZM31 255H30V254ZM190 253H193V255L192 254H190ZM252 253V254H251ZM102 255V257L103 256H105L104 257V259L102 260V257L100 256V255ZM235 254H237V252L235 253ZM245 256H244V255ZM261 254V255H260ZM75 255H77L76 257L78 258V262H76L75 261V259H77L75 256H74V258H73V262H76L77 264H80V262H81V264H83L84 263V261L82 260L83 258L82 257H80L78 254H75ZM134 255V256H133ZM140 255V256H139ZM147 256V258H146V256ZM257 255V256H256ZM91 256V257H90ZM98 257V259L99 260H96L97 259V257ZM119 256V257H118ZM133 256V257H132ZM137 256H138V258H140V259H138L137 258ZM163 256V257H162ZM161 256V259L159 260L160 262H159V264H169L168 262V256L167 255H162ZM202 256V257H201ZM206 256V257H211V258H206L205 257V262H203L204 261V259L202 260V258H204V257ZM239 256V257H238ZM260 256V257H259ZM80 257V258H79ZM99 257H101V259L99 258ZM149 257V258H148ZM150 257H151V262H150ZM191 257H194V258H191ZM241 257V258H240ZM245 257H246V259H245ZM247 257H248V259H247ZM82 258V259H81ZM90 258H95V260H93V261H91V263H90V260H92V259H90ZM176 258H178V257H176ZM186 258V259H185ZM200 260H199V259ZM252 258V259H251ZM90 259V260H89ZM131 259V260H130ZM137 259V260H136ZM142 259V260H141ZM143 259L145 260V261H143ZM195 259V260H194ZM208 259V260H207ZM243 259V260H242ZM83 262H82V261ZM129 260V261H128ZM136 260V261H135ZM139 260L140 261H143V262H141V263H139ZM147 260V261H146ZM161 260H162V262H161ZM164 260V261H163ZM170 260V259H169ZM192 260V261H191ZM213 260V261H212ZM241 260V261H240ZM94 261H96V263L94 262ZM138 261V262H137ZM178 260L176 259V262H177ZM181 261H182V263H181ZM207 261V262H206ZM219 263H218V262ZM221 261H223V262H225V260H221ZM221 261H219V260H216V262L214 261L213 263L214 264H222V262ZM239 261V262H238ZM244 261V262H243ZM247 261V262H246ZM103 262V263H102ZM175 262V263H176ZM195 262V263H194ZM242 262V263H241ZM227 263V262H226ZM73 264H75V263H73ZM85 264V263H84ZM88 264V263H87ZM177 264H178V262H177ZM224 264V263H223Z\"/></svg>","mask_w":264,"mask_h":264}]
</instances>
